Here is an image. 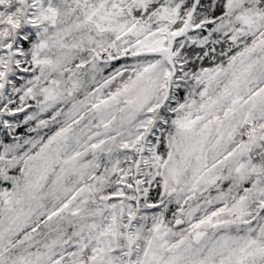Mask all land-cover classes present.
Listing matches in <instances>:
<instances>
[{"label": "snow or ice", "instance_id": "snow-or-ice-1", "mask_svg": "<svg viewBox=\"0 0 264 264\" xmlns=\"http://www.w3.org/2000/svg\"><path fill=\"white\" fill-rule=\"evenodd\" d=\"M0 264H264V0H0Z\"/></svg>", "mask_w": 264, "mask_h": 264}]
</instances>
